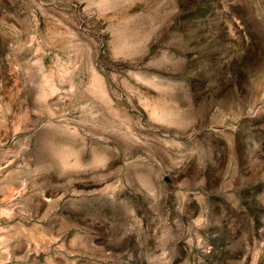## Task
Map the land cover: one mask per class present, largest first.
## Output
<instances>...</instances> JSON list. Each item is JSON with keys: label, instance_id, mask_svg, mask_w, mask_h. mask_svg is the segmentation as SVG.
<instances>
[{"label": "rangeland", "instance_id": "rangeland-1", "mask_svg": "<svg viewBox=\"0 0 264 264\" xmlns=\"http://www.w3.org/2000/svg\"><path fill=\"white\" fill-rule=\"evenodd\" d=\"M0 264H264V0H0Z\"/></svg>", "mask_w": 264, "mask_h": 264}]
</instances>
